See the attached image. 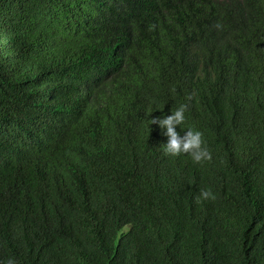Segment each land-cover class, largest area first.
I'll list each match as a JSON object with an SVG mask.
<instances>
[{
    "label": "trees",
    "instance_id": "16d2710c",
    "mask_svg": "<svg viewBox=\"0 0 264 264\" xmlns=\"http://www.w3.org/2000/svg\"><path fill=\"white\" fill-rule=\"evenodd\" d=\"M181 103L212 152L170 159L200 239L174 234L176 207L139 212L150 120ZM67 185L93 220L127 216L102 238L67 216L57 239L39 220ZM263 200L264 0H0V261L264 264Z\"/></svg>",
    "mask_w": 264,
    "mask_h": 264
},
{
    "label": "clouds",
    "instance_id": "9594fccd",
    "mask_svg": "<svg viewBox=\"0 0 264 264\" xmlns=\"http://www.w3.org/2000/svg\"><path fill=\"white\" fill-rule=\"evenodd\" d=\"M188 108V103H181L174 109L172 108L170 114L153 117L150 120V124H157L160 127L159 134L152 141L151 146L145 147V149L151 150L152 153L147 158L146 167L142 168L140 165L137 171L139 212L145 215L149 210H153L161 216L159 210L170 208V206L176 207L182 215L172 222L180 226L174 234L200 239L205 238L207 235L206 227H196L186 223L194 204L184 205L180 201L182 198L181 193L174 196L176 189L180 188L177 176L183 174L184 171L179 166L173 170L170 163V159L176 158L177 155L182 153L190 155L195 162L212 159V152L205 142L203 132L194 126L186 129L182 128L187 119ZM177 126H180L181 131H177ZM198 198L214 199L215 195L211 189H203L200 191ZM56 201L59 202L58 212L53 214L51 221L38 220L41 221L44 229L54 233L57 239L65 237L64 226L67 222V216L77 215L82 225L91 232L93 237L102 238L118 214L126 215L118 206L117 200H115L109 204L107 211L102 216L97 220H93L86 200L77 193L72 185L58 188ZM36 208L22 210L19 217L25 222L29 217L37 218ZM205 213L210 215L208 209L205 210ZM76 251H72L69 255L70 262H74ZM0 264H17V259L10 256L6 260L0 261Z\"/></svg>",
    "mask_w": 264,
    "mask_h": 264
},
{
    "label": "bare ground",
    "instance_id": "6f19581e",
    "mask_svg": "<svg viewBox=\"0 0 264 264\" xmlns=\"http://www.w3.org/2000/svg\"><path fill=\"white\" fill-rule=\"evenodd\" d=\"M64 2V1H63ZM69 3V2H68ZM71 7V6H70ZM63 18V17H62ZM252 70V69H251ZM253 71V70H252ZM231 76V75H230ZM245 81V80H244ZM228 83V82H227ZM242 93V92H241ZM253 93V92H252ZM246 105V104H245ZM251 105V104H250ZM244 106V105H243ZM263 106V105H262ZM261 110V109H260ZM248 118V117H247ZM237 126V125H236ZM247 130V129H246ZM210 133V132H209ZM211 146V145H210ZM257 159V158H256ZM256 162V161H255ZM228 166V165H227ZM241 169V168H240ZM219 170V169H218ZM195 173V172H194ZM248 175V174H247ZM261 186V185H260ZM226 190V189H225ZM231 194V193H230ZM236 194V193H235ZM232 196V195H231ZM264 201V200H263ZM243 204V203H242ZM220 208V207H219ZM243 208V207H242ZM249 208V207H248ZM257 210V209H256ZM233 211V210H232ZM145 221V220H144ZM151 221V220H150ZM233 240V239H232ZM228 243V242H227Z\"/></svg>",
    "mask_w": 264,
    "mask_h": 264
}]
</instances>
